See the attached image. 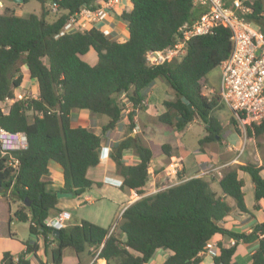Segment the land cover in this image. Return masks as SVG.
<instances>
[{
    "label": "trees",
    "instance_id": "16d2710c",
    "mask_svg": "<svg viewBox=\"0 0 264 264\" xmlns=\"http://www.w3.org/2000/svg\"><path fill=\"white\" fill-rule=\"evenodd\" d=\"M38 1V13L20 15L10 5L0 9V102L20 85L22 64L29 77L35 79L37 89L36 97L14 101L7 113L0 105V127L22 131L27 137L25 148L12 151L18 160L16 167L7 164L8 156L2 155L0 147V184L4 186L0 222L9 225L13 218L27 222L32 235L22 241L23 251H4L0 264H48L38 255L40 247L45 254L50 251L52 264L62 263L66 247L76 253L91 249V255L105 259L107 264H146L159 249L169 251L160 264H199L200 252L207 250L217 233L232 238L234 243L228 247L218 243L215 264H233L237 244L255 241L258 244L250 264H264V221L256 223L250 232L219 224L233 207L248 211L241 172L248 174L253 185V207L264 200L263 165L246 162L225 171L217 179L220 194L210 188L205 176L185 178L180 172V182L144 194L152 152L138 135H131L134 112L143 99L139 91L162 78L175 96L162 101L158 120L181 131L198 118L206 131L199 144L222 139L223 127L213 115L222 103L216 92L209 91L205 77L229 56L230 29L217 26L210 33L194 36L188 40L182 57L149 66L145 53L170 45L177 28L196 16L194 0H131L132 8L119 15L128 29L123 41L108 38L95 26L61 33L71 15L83 7L96 8L98 0H52L58 10L53 20L47 19V0ZM231 1L225 0L227 4ZM244 1L254 8L248 18L264 25L261 0ZM90 51L96 54L94 62L86 58ZM120 94L132 105L127 113L128 134L112 145L109 157L121 177L120 187L141 196L122 210L117 231L81 218L54 233L45 220L51 209L61 211L56 191L79 195L94 185L100 186L88 171L100 162L102 135L114 129L123 117L117 99ZM75 109L107 115L102 132L74 125ZM230 122L236 125L234 115ZM245 126L249 137H257L264 133V118ZM163 148L168 153V145ZM127 149L137 156L135 163H125ZM50 162L61 168L63 181L58 187L45 179ZM226 198H232L234 204ZM14 203L17 205L13 211Z\"/></svg>",
    "mask_w": 264,
    "mask_h": 264
},
{
    "label": "rangeland",
    "instance_id": "374dc122",
    "mask_svg": "<svg viewBox=\"0 0 264 264\" xmlns=\"http://www.w3.org/2000/svg\"><path fill=\"white\" fill-rule=\"evenodd\" d=\"M3 2V7L5 5H10V7L13 8V10L20 14V15H27L31 12L38 13L40 11V3L38 0H29L27 2L23 3H15L13 0H1ZM122 1V0H121ZM252 1V0H250ZM263 11L262 14H264V0H261ZM46 6L49 11V15H57L58 10H54L52 8V0H47ZM2 10V8H0ZM0 10V11H1ZM196 12V11H195ZM122 24L116 25L113 27L114 32L110 29L107 34H105L108 38L116 39L118 41H123L128 37V31L127 27L123 24L124 21H121ZM255 27H260L262 33L264 34V25L257 24L256 22L253 24ZM88 27L83 26L80 29L85 30ZM79 29V30H80ZM92 55H95L94 51L91 52ZM92 55L86 56L88 59H92ZM23 78L20 83V85L16 88H14L13 92H19L23 94L24 96H30V97H36L37 96V89H36V82L35 79L29 77V73L27 70V67L25 64H22L20 66ZM220 68L215 67L211 71H209L206 75V84L207 87L212 89L213 91H217L219 89L220 84ZM139 94L143 97L146 96L147 100L146 102L141 101V103L138 106V112H134L133 116V122L135 123V127L132 130L133 135H138L141 142L148 146L151 149L152 152V158L156 161V164L153 166V170L150 168L149 171V177L147 184L144 187V194H150L153 193L156 188L159 186H167L172 185L177 182H179V179L181 177L178 176V173L180 172L185 178L190 176L192 173L187 172L184 170V167L179 169L177 164H175V159L177 154H181L184 157L188 155L187 162H190L193 158L192 155H195L198 152V147L200 146L198 144V140L201 137V135L205 134L206 131L204 129V125L202 122L195 118L194 121H191L188 124V127L183 131L179 132L177 129H175L173 126L167 125L163 122H160L158 120V117L156 115V109L159 108V105L162 103L163 100L169 99L174 96V91L169 86V84L163 80L162 78H157L154 80L153 83H151L147 88L142 89L139 91ZM117 99L121 103L123 110V117L121 121L118 123V125L109 131H106L102 135V141L101 145L105 146V142L110 141L113 139V142H118L123 137H125L128 134V118L127 113L129 110L132 109L131 103L128 101L126 96L124 94H120L117 96ZM147 103L149 104L146 108H144ZM85 111V113L83 112ZM31 113V112H30ZM136 120H135V115ZM213 115L220 121L222 125V138L223 142L221 141L220 146H222V149L227 147V144L232 141L227 140V135L231 133L233 136H241L240 139L242 141L246 142V152L244 155H241L242 150L238 149V152H235L234 149L229 150V155H232L234 158V162L231 163V165H228V167H225L227 164H225L224 167L221 168V172L224 173L225 171L235 167L239 164L238 159L242 162H256V159L253 156L254 152V142L256 141L258 144L264 145V133L260 136H257L255 140L249 139V136L246 134V124L243 125L239 122L236 123V125H233L230 122L231 116H233V112L231 109L225 105L224 103L221 105V107L216 108L213 111ZM72 123L74 125H82L86 126L90 129H92L96 133L102 132V125L108 120V116L105 114L100 113H94L89 110L85 109H75L73 110L72 115ZM197 120V121H195ZM199 121V122H198ZM235 127L239 129V133L236 132ZM131 134V135H132ZM229 143V144H230ZM164 145H168V153L164 151ZM216 149V148H215ZM124 161L127 163L133 162V158L135 157V154L132 149H127L124 151ZM229 157V158H228ZM227 158L230 159L231 157L228 156ZM238 158V159H236ZM226 159V158H225ZM227 160V159H226ZM109 161L110 157L108 156L107 159L101 160L98 163L97 166L92 168L90 170V176L98 179L100 181V175L103 172H108L109 168ZM223 161V160H222ZM54 164H50V172L48 175L45 176V179H48L52 181L51 178L54 177V180L60 179L59 174L61 172V168L58 169L57 167L53 166ZM104 169V170H103ZM197 176H205L207 180L209 181V186L211 189L219 190V186L216 182V178L214 175L207 177L209 174H205V171L202 172H196ZM51 177V178H50ZM191 177V176H190ZM216 177H218L216 175ZM240 177L244 180V189H245V200L246 204L250 206L252 204V198H253V188H251V181L247 173L241 172ZM118 181V180H117ZM54 185V184H53ZM60 184L54 185V187H58ZM130 200L134 201L137 198H139L141 195L137 194L135 191H129ZM86 195H90L92 197L91 201H83L84 197ZM128 200V194L126 191L122 190L121 188L114 187V186H108V185H102L97 186L94 185L91 188H88L84 191L81 195H73L72 197H63L61 198V203L59 205V208L68 211L71 215L69 224L73 222L79 221L81 218H85L88 220H92L95 223L101 224L107 228H114L113 231L118 230V224L120 222V208L121 204L120 202H126ZM229 202H232V198H228ZM15 206V205H14ZM250 209L255 212L252 207ZM49 214H54V210L51 209ZM11 229L16 233V238L21 241H26L31 238V233L28 230V223L14 220ZM52 243L50 244V247H52ZM91 249L88 251H83L80 253H76L71 247H66L63 250V260L61 264H77L78 260L81 262H86L89 257L92 258L90 254ZM162 249H159L156 251L154 256L152 257V260L148 264H153L161 262L160 254L162 253ZM239 253V259L243 261H247L248 256H244L243 252L240 251ZM39 257L44 258L45 261L48 264H52L51 262V255L50 251L48 250L47 254H44L41 252V250H38ZM113 264V263H111ZM159 264V263H158Z\"/></svg>",
    "mask_w": 264,
    "mask_h": 264
},
{
    "label": "built area",
    "instance_id": "2783aa9c",
    "mask_svg": "<svg viewBox=\"0 0 264 264\" xmlns=\"http://www.w3.org/2000/svg\"><path fill=\"white\" fill-rule=\"evenodd\" d=\"M119 0H98L96 8L83 7L77 14L71 15L61 33L70 30H79L83 27L81 19L88 22L101 20ZM193 5L198 13L193 18L183 22L176 30L174 41L160 49H150L145 53L146 64L156 66L167 61L178 59L186 52V44L194 36L210 33L217 26L230 29L232 44L229 56L220 64V84L216 92L220 103L227 105L237 122L245 125L259 123L264 118V34L260 27H255L254 20L248 15L254 11L252 3L244 0H232L229 4L225 0H194ZM3 2L0 0V8ZM57 10V4L52 3ZM82 30V29H80ZM105 34L108 31L103 30ZM25 96L13 92L12 96L5 97L1 102L4 113L9 111L10 105ZM27 145L26 134L22 131L10 132L0 127L1 153L8 156L7 164L16 167L18 160L12 156L13 150H20ZM225 164L210 167L205 174L220 177L221 168ZM183 179H179V182ZM122 180L118 182L121 186ZM178 183V182H177ZM169 186V185H167ZM167 186H159L158 191ZM71 215L68 211H59L47 217L46 225L60 229L69 224ZM112 228L110 231H113ZM211 242L207 244V250Z\"/></svg>",
    "mask_w": 264,
    "mask_h": 264
},
{
    "label": "crops",
    "instance_id": "0c3cea01",
    "mask_svg": "<svg viewBox=\"0 0 264 264\" xmlns=\"http://www.w3.org/2000/svg\"><path fill=\"white\" fill-rule=\"evenodd\" d=\"M132 8V2L131 0H119L118 3H116L105 15V17L101 20H96L93 22H88L85 19H81L82 25L86 26L88 28L95 26L98 27L101 31L106 30L109 31L110 29L114 32L113 27L119 24H122V20L119 18V15L124 11V10H130ZM196 11V12H195ZM194 13L195 15H197L198 13V9H195ZM57 15H50L47 16L48 20H53ZM126 26V23H123ZM127 27V26H126ZM87 28V29H88ZM128 31V29H127ZM92 51L89 52V58L90 55H92L91 53ZM95 53V52H94ZM87 55V56H88ZM88 58L89 61L94 62L96 60V54L92 55V59L90 60ZM28 70V69H27ZM211 89V88H210ZM173 90V89H172ZM212 90V89H211ZM174 91V90H173ZM175 96V93H174ZM171 97L169 99L174 98ZM145 100H147L146 96L143 97V99L141 101L146 102ZM149 101V100H147ZM149 104L147 103V105L144 107L146 108ZM156 109V115L158 116V114L161 112L162 110V105H159V108H155ZM136 113L139 111L137 108L135 109ZM85 113V111H83ZM136 116L135 115V120H136ZM194 121V120H193ZM197 121V120H195ZM199 122V121H198ZM188 127V125L181 131L179 132H183L186 128ZM132 134V133H131ZM206 134V133H205ZM205 134L201 135L200 138H202ZM133 136V134H132ZM260 136V135H259ZM199 138V139H200ZM227 140L232 141L230 144H227V147L222 149V146H220L221 141L223 140V138L221 140H216V141H212V142H205L203 144H198L200 145L198 147V152L195 155H192L193 158L190 162H187V158L188 155H186V157H184L181 154H177L175 159L177 161H175V164H177L176 167H178L179 169L184 167V170L187 172L191 171V177L192 176H197L196 172H204L205 170H207L210 167H215V166H219V165H223V164H227L225 167H228V165H231V163L234 162V158L232 155H229V150L234 149L235 152H238V149H241V155H244L246 152V142L242 141L241 136H233L231 133H229L227 135ZM256 137H249V139H253L255 140ZM224 141V140H223ZM222 141V142H223ZM116 143L113 142V139L110 141L105 142V146H102V151H101V160L103 159H107L109 156V152L111 150L112 145ZM254 144V152H253V156L256 159V163L258 165H263L264 166V145L263 144H258L256 141L253 143ZM216 148V149H215ZM125 156V154H124ZM123 156V158H124ZM230 156L231 158L228 159ZM228 157V158H227ZM133 158V162L131 163H135L138 159L137 156L135 155V157ZM227 160H226V159ZM238 159V158H236ZM223 160V161H222ZM239 164L245 163L242 162L238 159ZM54 164L53 166L57 167L58 169H60V166L55 163V162H50V164ZM127 163V162H125ZM129 163V164H131ZM156 164V161L153 160V158L151 159V163H150V169L153 170V166ZM108 172H103L100 175V186L102 185H108V186H114V187H118L121 188L120 186H118V182L121 181V177L115 172V163L110 159L109 161V165H108ZM61 170V169H60ZM91 170V169H90ZM90 170L88 171V175L90 176ZM104 170V169H103ZM50 172V170H49ZM262 172L264 173V168L262 170ZM59 178L54 180V177L51 178L53 181V184L56 185L61 184L63 179H62V173L59 174ZM188 176V177H190ZM211 175H207V177H209ZM213 176V175H212ZM92 177V176H90ZM217 182L218 177L214 176ZM94 180H97L96 178L92 177ZM118 180V181H117ZM147 184V183H146ZM218 184V182H217ZM251 188H253L252 183H250ZM219 186V185H218ZM122 189V188H121ZM124 191L127 192L128 194V200L126 202H120L121 204V208H120V212L119 214L121 215L122 210L128 205L130 204L132 201L130 200V194L129 191H133V190H129V189H122ZM218 194L221 193L220 188L219 190H215ZM245 191V189H244ZM253 191V190H252ZM84 192H82L81 194H83ZM79 194V195H81ZM246 196V193H245ZM83 201H91L92 197L90 195H86ZM246 199V198H245ZM226 200L229 202L228 198H226ZM61 203V198L59 199V202L57 204V207L59 208V205ZM231 204H234V202H230ZM15 205V206H14ZM17 203L13 204V211L16 207ZM245 205L248 209V211H241L236 207H233V209L230 211V213L225 216V218L223 220H221L219 222V224L227 229H231L234 231H245V232H250L252 227L258 223V222H262L264 221V200L260 199L258 201V207L254 208L253 207V198H252V204L247 205L246 204V200H245ZM250 207H252V209L255 211L253 212ZM62 211V209H61ZM56 213L54 212V214L49 215L53 216ZM16 220L15 218H13V221ZM13 221L8 225L5 222H0V263H1V257H2V253L4 251H10L14 254H17L21 251L24 250L25 246L22 244V241L16 238V233L11 229V225L13 223ZM92 221V220H91ZM74 223V222H73ZM101 225V224H100ZM103 226V225H102ZM105 227V226H104ZM10 233H12V235H10ZM123 238V237H122ZM211 247L204 251V252H200V255L202 257V261L199 264H215L213 261V256L219 253V248H218V243H222L224 246H230L234 243V240L232 238H229L227 236H223L219 233L215 234L212 238H211ZM257 242H252V243H243V242H239L236 246V251L233 255L232 258V263L233 264H250V256L252 254V252L254 251V249L257 247ZM52 245H54V243H52ZM41 252L44 253V250L42 247H40ZM164 251H162V253L160 254L161 257V262L167 257V255L169 254L168 250L162 249ZM85 251H88L85 250ZM242 251L244 256H248L247 261H245L243 263V261L241 259H239V253ZM45 254V253H44ZM39 255V254H38ZM41 258V257H40ZM43 261H45L44 258H42ZM152 260V259H151ZM151 260L148 262L150 263ZM79 261V260H78ZM161 262H158L159 264ZM146 263V264H148ZM158 263H153V264H158ZM81 264H107L106 260L103 258H98L96 255L89 257V259L86 262H81Z\"/></svg>",
    "mask_w": 264,
    "mask_h": 264
},
{
    "label": "water",
    "instance_id": "95a60500",
    "mask_svg": "<svg viewBox=\"0 0 264 264\" xmlns=\"http://www.w3.org/2000/svg\"><path fill=\"white\" fill-rule=\"evenodd\" d=\"M13 2L15 3H23L24 0H13ZM4 191V186L0 184V194ZM56 196L58 199L63 198V197H72L73 196V192L72 191H60L57 190L56 191ZM54 233L58 232V229H55L53 231Z\"/></svg>",
    "mask_w": 264,
    "mask_h": 264
},
{
    "label": "clouds",
    "instance_id": "9594fccd",
    "mask_svg": "<svg viewBox=\"0 0 264 264\" xmlns=\"http://www.w3.org/2000/svg\"><path fill=\"white\" fill-rule=\"evenodd\" d=\"M120 185H121V183H120Z\"/></svg>",
    "mask_w": 264,
    "mask_h": 264
}]
</instances>
